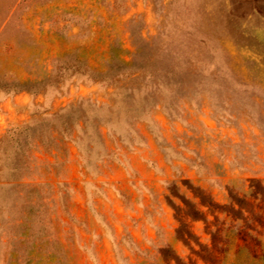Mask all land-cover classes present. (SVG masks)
I'll return each instance as SVG.
<instances>
[{
	"label": "rangeland",
	"instance_id": "1",
	"mask_svg": "<svg viewBox=\"0 0 264 264\" xmlns=\"http://www.w3.org/2000/svg\"><path fill=\"white\" fill-rule=\"evenodd\" d=\"M0 264H264V0H0Z\"/></svg>",
	"mask_w": 264,
	"mask_h": 264
},
{
	"label": "trees",
	"instance_id": "2",
	"mask_svg": "<svg viewBox=\"0 0 264 264\" xmlns=\"http://www.w3.org/2000/svg\"><path fill=\"white\" fill-rule=\"evenodd\" d=\"M113 68L109 69L106 74H109L110 71H112ZM141 71V70H140ZM138 80V79H135ZM119 93L117 96H119V100L125 105L126 113L134 115L135 118H141L143 114L149 113L153 108L161 107L163 110H165L168 113H174L175 108L173 101H167V100H157V99H151L148 98L145 100L144 105L141 106H134L132 105V94L130 93L131 90L126 88H119ZM79 122H83L85 124L86 122L84 120H79ZM77 127L79 131H83L81 126H79V123L77 124ZM75 143L79 146L80 142L78 140V137L73 138Z\"/></svg>",
	"mask_w": 264,
	"mask_h": 264
}]
</instances>
